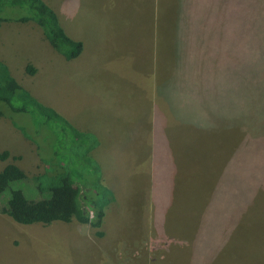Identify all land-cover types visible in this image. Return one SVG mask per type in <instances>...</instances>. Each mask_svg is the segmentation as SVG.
I'll return each instance as SVG.
<instances>
[{
	"label": "rangeland",
	"instance_id": "obj_1",
	"mask_svg": "<svg viewBox=\"0 0 264 264\" xmlns=\"http://www.w3.org/2000/svg\"><path fill=\"white\" fill-rule=\"evenodd\" d=\"M45 1L83 42L77 61L50 66L54 78L28 73L30 59L58 51L39 24L14 19L0 23V59L11 60L19 82L39 88L32 94L40 101L98 137L96 164L75 178L82 190H99L108 233L102 242V226L20 223L0 212V264H210L204 244L220 235L235 243L223 242L235 256L212 264H264V0H174L201 34L175 48L186 54L180 59L171 57L172 0ZM27 12L7 6L1 15ZM217 30L244 39L209 44ZM0 109V150L10 151L0 170L18 164L30 180L14 186L40 198L34 177L60 167L51 148L63 124L38 128L32 113L3 101ZM22 133L25 143L17 142ZM68 150L87 153L83 142H68ZM147 219L161 250L149 258L145 249H122ZM150 232L136 238L150 246Z\"/></svg>",
	"mask_w": 264,
	"mask_h": 264
},
{
	"label": "trees",
	"instance_id": "obj_2",
	"mask_svg": "<svg viewBox=\"0 0 264 264\" xmlns=\"http://www.w3.org/2000/svg\"><path fill=\"white\" fill-rule=\"evenodd\" d=\"M173 4H175L174 0L171 1L170 5V11L173 10V33L171 32L173 36L171 34V38L176 41L174 44V40L171 39L170 48H173L171 57L180 59L181 55L185 58L186 54H183L182 49L177 48L175 51V48L179 44L188 45L196 35L199 37L200 31L192 32L189 21ZM7 6H18L28 12L18 17H3L1 14ZM12 19L21 22L32 21L39 24L52 47L67 59L78 57L83 50V42L74 39L65 32L57 13L45 0H0V23L3 20ZM213 32L209 44L211 42H226L229 45L235 40L238 42L244 39L243 33L227 35L222 30ZM210 49L214 52L211 46ZM26 69L30 74H34L36 71L31 64H28ZM221 75L225 76L226 74L221 73ZM15 100L22 101V103L16 104ZM0 101L5 102L15 112L32 113L35 120L38 121V128L40 124L44 123L51 125L52 120L63 124L61 135L56 133L58 139L56 138L51 148L53 156H59L60 161H62L60 167H53L52 170L45 168L43 173L34 177L37 192L42 193L43 196L29 198L23 189L14 186L20 180L29 181L30 179L26 171L18 164L9 162L0 170V199L4 192H8V197L0 201V212L9 215L13 220L20 223L33 224L41 222L49 224L58 220L63 222L76 220L79 223L100 228L104 221L105 212L102 208L101 213L98 204L99 190L90 194L87 189L82 190L75 178L77 171L87 172V170L93 169V162L96 164V160L91 154L92 150L99 144L98 137L94 133L91 134V132L74 126L54 107L36 98L32 92L18 81L12 74L8 64L1 59ZM3 115L4 112L0 109V116ZM37 115L41 118L37 119ZM50 129L53 132L55 131L53 127H50ZM68 142L74 144L83 142L87 153L82 157L73 156L68 150ZM90 151L91 153H89ZM9 156V150H0L1 160H5ZM106 200L110 202L113 197L111 195L107 196ZM90 213H93L92 217Z\"/></svg>",
	"mask_w": 264,
	"mask_h": 264
},
{
	"label": "crops",
	"instance_id": "obj_3",
	"mask_svg": "<svg viewBox=\"0 0 264 264\" xmlns=\"http://www.w3.org/2000/svg\"><path fill=\"white\" fill-rule=\"evenodd\" d=\"M54 6V5H53ZM55 10V9H54ZM55 12H58V11H56L55 10ZM58 15V14H57ZM59 18V17H58ZM60 23H61V21H60ZM62 24V23H61ZM43 30V29H42ZM71 35V37H74V35L73 34H70ZM74 38H76V37H74ZM78 38H81V37H78ZM41 43V42H40ZM49 44H50V42H49ZM50 46L52 47V45L50 44ZM40 48H42V45H40ZM52 50V49H51ZM59 53V52H58ZM57 53V56H54V57H47V58H41V59H37L36 57H34V58H32V59H30V61H31V64H33V66L35 67V69H36V71H35V73H34V76L37 78V76L40 78V80H43V79H45L46 77L47 78H54V76H58V73H56L54 70H52V69H50V66L52 67V66H57V67H63V65H65L64 63H69L70 61H77L76 59H77V57L76 58H73V59H67L66 57H64L63 55H61V53L60 54H58ZM6 61V63L8 64V66H9V68H10V70H11V72H12V74L14 75L15 74V72H13V70L14 69H12V63H11V60H5ZM51 63V64H50ZM53 64V65H52ZM15 76V75H14ZM16 77V76H15ZM76 77H77V75H76ZM17 79H18V77H16ZM18 81H19V79H18ZM23 86H25L24 84H26V88L30 91V92H37V90H36V88L37 89H39L38 87H33V85L31 86L30 85V82L27 84V83H22V82H20ZM28 86V87H27ZM32 87H33V90H32ZM37 98V97H36ZM43 103H45V102H43ZM45 104H47V103H45ZM47 105H49V104H47ZM53 107V106H52ZM57 106L55 105V109L56 110H58L59 112L61 111V110H59V108L57 109L56 108ZM10 133V135L11 136H13L12 135V133L13 132H9ZM14 134V133H13ZM15 135V134H14ZM17 136V135H16ZM18 137V140H17V142H22V143H25L26 142V139L24 138V135H23V133L21 134V137L18 135L17 136ZM13 141H15V140H13ZM25 141V142H24ZM103 143V142H102ZM104 144H105V142H104ZM102 149H103V144H102ZM103 156H104V154H103ZM102 169H104L103 168V163H102ZM109 203V202H108ZM106 206H107V204H106ZM106 216V215H105ZM104 216V221H103V224H102V242L104 241V240H106V234L108 233V231H107V229H106V225H105V222H106V218L107 217H105ZM126 220V219H125ZM55 222V221H54ZM72 222V221H71ZM53 223V222H52ZM132 224L131 225H134V224H138L137 222H131ZM154 224V223H153ZM71 225V224H70ZM149 225H151V220L150 219H147V220H145V222H144V226L143 227H141V228H138V229H132L133 230V233L131 234V238L130 239H128V241H130V240H132V244H129L130 246H122V249H124V250H127V249H132V252H135L136 254H138L139 252H141L142 250H141V248L142 249H145L146 250V252H147V257L149 258L150 256V254L151 253H158L159 251H161V250H159V249H157V247H158V245H159V242H160V240H159V234H154V233H151L150 232V227H148ZM53 226H56V225H53ZM52 226V227H53ZM55 229V228H54ZM145 229V230H144ZM58 230V229H57ZM71 230H74V229H71ZM148 230H149V234H151V237H150V235L149 234H147L149 237H150V239H151V245L150 246H148V244H150V243H148V244H144L142 241H141V239H138L139 237H141V235H143V234H146V233H148ZM79 231V230H78ZM121 235H123L124 237H125V234L124 233H120ZM160 235H163V234H160ZM133 237H135V242H139L140 244L138 245V244H134V241H133ZM136 237H138V238H136ZM172 237H176L177 238V236H175V235H173ZM126 238H127V236H126ZM182 238V237H181ZM225 238V236H218L217 238H216V243H209V244H204V247H206L207 248V250H206V252L208 253V255L211 257V262H210V264H212V262H213V258H215V257H221V260H224V259H227V260H229V258L231 257V256H235L234 254L232 255V252L230 253V254H227L225 251H228V248H227V245H226V243L224 244L223 242H230V247L231 248H234V246H235V243H233L230 239H224ZM108 239V238H107ZM163 240H165L164 238H163ZM187 241L188 240H190V239H186ZM157 241V242H156ZM181 242H185L184 240H180ZM127 242V241H126ZM127 244V243H126ZM180 244H183V243H180ZM170 247V246H169ZM168 247V248H169ZM164 249H165V247H164ZM218 249V250H217ZM107 250H113V248H109V249H107ZM166 250H168V251H170L171 249H167L166 248ZM166 250H164V251H166ZM175 250V249H174ZM241 251V250H240ZM239 251V252H240ZM145 252V253H146ZM167 253V252H166ZM172 253V252H171ZM138 256H140V254L138 255ZM224 256H225V258H224Z\"/></svg>",
	"mask_w": 264,
	"mask_h": 264
}]
</instances>
